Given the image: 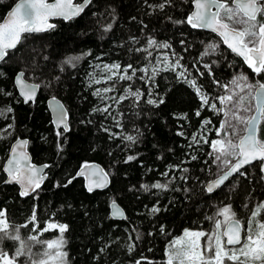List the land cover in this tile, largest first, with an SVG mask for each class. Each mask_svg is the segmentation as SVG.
<instances>
[{"label":"trees","instance_id":"trees-1","mask_svg":"<svg viewBox=\"0 0 264 264\" xmlns=\"http://www.w3.org/2000/svg\"><path fill=\"white\" fill-rule=\"evenodd\" d=\"M17 1L0 0V22ZM193 2L91 0L80 17L55 21L48 32L23 36L0 64V131L10 127L11 132L0 139L3 162L12 143L26 138L34 162L49 166L44 185L30 197H22L19 188L6 184L0 173V210L9 232L26 244L16 264L41 259L47 264H167L168 246L186 230L210 232L208 218H220L224 207L247 225L264 202L259 163L208 193L206 184L216 173L210 157L215 135L212 131L204 143L199 134L205 121L218 129L220 119L210 117L194 88L174 71L150 77L147 87L138 77L127 83L143 97L119 103L111 117L90 86L92 67L99 62L134 69L148 66L146 55L154 50H144L149 40L170 46L186 66L194 67V80L208 97L219 96L223 85L240 72L264 83L263 72L254 74L219 38L187 23H175L186 21ZM212 40L218 41L219 49L206 55L205 45ZM75 57L79 59L66 63ZM21 71L28 80L42 83L34 103L26 104L19 97L15 78ZM52 95L68 108V132L57 131L52 124L47 108ZM150 99L155 103H148ZM261 131L264 140V124ZM88 162L109 172L106 191L89 192L84 180L76 177ZM156 183L166 188L152 187ZM114 202L124 208L126 219L111 217ZM51 221L67 226L62 235L58 229L44 231ZM60 240L62 244L55 243ZM47 242H53V248ZM19 243L4 237L0 248L11 256ZM46 251L52 255L44 257Z\"/></svg>","mask_w":264,"mask_h":264},{"label":"snow or ice","instance_id":"snow-or-ice-1","mask_svg":"<svg viewBox=\"0 0 264 264\" xmlns=\"http://www.w3.org/2000/svg\"><path fill=\"white\" fill-rule=\"evenodd\" d=\"M89 2L90 0H85L83 4L74 6L72 0H53L52 3H49L48 0H21L20 3L16 4L15 9L9 14L7 20L0 23V61L5 60L10 49H15L21 43L24 34L51 29L55 25L48 23L49 18L62 17L68 19L82 12ZM231 2H234L235 8L230 6ZM194 5L195 11L187 17L186 21H175V23H187L193 28H207L213 32H217L229 48L243 56L245 62L254 73L260 74L264 72V22L258 21V16L264 14V0H194ZM164 6V4L159 5L161 9ZM213 8H215V11H213ZM221 11L227 12L226 20L244 25L250 24V27L242 29L230 27L228 23L221 19ZM246 37H252L253 39L248 40L246 43ZM233 41H236L239 47ZM250 44L251 47H249ZM148 45L168 47L166 44L156 45L155 40H149ZM144 50L146 51V49ZM73 59L79 58H70L66 63H71ZM105 67L110 72L113 69L117 70V72L120 70V65L118 64ZM128 69H132V65H128L123 70L124 75L120 76V79H132V76L128 75ZM135 71V69H132L133 75ZM142 71L147 72V69H143ZM23 75V73L19 74L17 83L23 89V95L26 99H31L39 85H26ZM238 80H247V77L241 76ZM191 84L195 87V81H191ZM258 88L260 91L256 95L259 98L261 92L264 91V83H260ZM102 91L110 92L112 89L105 88ZM196 91L199 95L200 89L197 88ZM97 94H99V91ZM128 95L138 97L140 94L138 92H129ZM125 98L127 97H121V99ZM200 99L204 105L209 104L207 97L200 95ZM232 99L231 95L219 97L222 105L225 102H231ZM148 103H155V101L148 100ZM210 107L216 109L215 104H211ZM107 110V108L103 109L105 112ZM257 110L260 113V118H264V107L259 104V100ZM197 115H199V112H197ZM235 118L238 120L243 119L238 115ZM257 119L258 117H252L247 121L250 135L241 138L238 143H233L230 139L214 140L211 142L214 152H220L221 155H230L238 159V163L232 168L233 172L238 171L244 164L251 163L253 160L259 159L264 161V142L259 141L255 135V123ZM204 123L207 124L210 121H205ZM223 128L224 125H221V129L217 130L218 135ZM127 139L134 141L135 138L128 136ZM24 143L18 144L17 148H23ZM217 145H221V148L218 149ZM17 156L16 150L13 149L12 158L8 161L9 167L5 169L9 176L13 178L18 176L21 171L18 167L20 161ZM216 158L219 160L220 156L218 155ZM129 159H133V157H129ZM224 163L227 164L228 161L225 160ZM262 170H264V165H262ZM29 171H35V169L29 168ZM228 175L229 173H225L218 180L214 181L208 186L207 191H213L215 187L227 179ZM40 179H43V177H40ZM28 183L39 187V181L33 178H30ZM152 187L161 189L166 188V185L156 183ZM26 194L27 185H25V191L21 195ZM152 211L156 212L158 209L153 208ZM262 212H264V204L257 206L256 210L251 214L247 225H244L241 220L236 218V213L230 207H224L218 213V215L224 217L223 221L215 220L214 217L208 218L213 220L214 223V228L211 232L185 231L184 238L186 239L184 241L179 239L174 241L173 246L182 245V249L172 252V246H170L167 264H173L174 260H178L179 264H226V261L227 264H264V219H258ZM4 216L5 213L0 210V240L8 237L20 241V243L11 256L3 248H0V264H16V258L25 254L26 244L18 234L9 232V226L6 220L2 218ZM32 220H36L35 213L32 216ZM222 224L224 228L221 231ZM57 227L61 235L67 228L66 225L50 223L44 231ZM202 238H206L203 240V243H201ZM30 239L36 240L38 243L40 242L36 236L30 237ZM55 243L62 244L63 241L60 240ZM47 247L49 249L53 248V242H47ZM51 255L52 253L47 251L43 253L44 257H50ZM56 255H66V253L61 254L57 252ZM34 264H47V262L41 259L35 261Z\"/></svg>","mask_w":264,"mask_h":264},{"label":"rangeland","instance_id":"rangeland-1","mask_svg":"<svg viewBox=\"0 0 264 264\" xmlns=\"http://www.w3.org/2000/svg\"><path fill=\"white\" fill-rule=\"evenodd\" d=\"M233 8H235V5L232 3L230 4ZM226 11H221V19L224 20L226 23L230 25V27H234L236 29H242L244 27H250L249 25H244L240 23H234L233 21L226 20L227 16ZM259 17L264 19V14L259 15ZM258 17V18H259ZM264 22V20L262 21ZM252 37H246L245 42L247 43L248 40H252ZM157 45V44H156ZM165 45V44H164ZM251 47V44L249 45ZM152 50L148 55H146V59H148V66L144 68L135 69V74L133 75L132 69H128V75L132 76V79H120V76L124 75V69L127 67L120 66V70L117 72V70L113 69L111 72L106 69L105 66H111L116 65L114 64H106L103 62H99L92 67V72L90 74L89 83L90 86L94 89L95 96L99 99V102L101 103L102 110L104 108H107L106 111L108 113V116L111 117L109 114L112 113L117 105L124 100H130V98L140 100L143 97L142 91H136L134 89H131L128 87L127 83H133L132 81L136 79V77L139 78V81L145 83V86H149L150 77H155L157 74H159L161 71L171 70L174 71L181 79L186 81L194 90L196 91L197 88L200 89V87L195 82V87L192 86L191 81L194 80V67L192 69L189 68V65L186 66L183 63V59L178 56L177 53L174 52L170 46L168 47H158V46H149L148 50ZM219 49V43L217 40H212L207 42L204 48V52L206 55L216 53ZM119 65V64H118ZM206 69H209V66L206 64H203ZM143 69H147V72L142 71ZM183 73V75H181ZM264 74V72H263ZM245 76L247 77V80H238L239 77ZM111 77V79H109ZM99 81V83H97ZM128 81V82H127ZM40 84V83H39ZM42 85V83L40 84ZM251 85V87H249ZM259 85V82H256L255 80H252L248 74L244 72H240L233 76V79H231L228 83L223 85L222 89L220 90V94L217 97H208L207 94L204 93L202 89H200V94L198 97L200 98V95H203L207 97L209 104L204 105L207 112L211 115L210 117H218L220 119V126L218 129H214L212 127H209L208 124H204V127L202 128L199 138L206 143L205 141H208V138L212 134V131L214 132L215 138L212 140H227L230 139L233 143H238L239 140L245 135L247 131V126L249 121L256 109L255 106V91ZM242 86V87H241ZM105 88H111L112 91L110 92H103L102 90ZM99 91V94L97 92ZM129 92H138L140 95L138 97L128 95ZM197 93V91H196ZM150 95V94H149ZM231 95L233 97L231 102H225V104H221L219 97L220 96H227ZM121 97H127L125 99H121ZM115 98V99H114ZM151 100V99H150ZM201 100V99H200ZM202 102V101H201ZM211 104L216 105V109H212L210 107ZM242 117V120H238L235 117L236 116ZM264 124V118H262L260 127H259V137L258 140L261 142H264L263 138L261 137L262 131L261 126ZM221 125H224L223 130L219 132V135L217 134V130L221 129ZM9 129V130H8ZM10 127L5 128L3 131H0V139L8 138L10 137ZM211 145V144H210ZM211 147V146H210ZM217 148L220 149L221 145H217ZM220 156V159L218 160L216 157ZM210 157L213 159V164L215 167V177L220 176L224 172H226L237 160V158H234L233 156H225L221 155L220 152H214L211 147V153ZM227 160L228 163L225 164L224 161ZM3 165V157L0 154V173L2 170ZM264 204V202L262 203ZM217 220L223 221L224 217L220 216ZM5 219L4 217H2ZM258 219H264V212L261 213V216L258 217ZM7 222V221H6ZM56 224V225H63L58 222H48V224ZM8 224V223H7ZM46 225V227H47ZM224 225L222 224L221 231L223 230ZM58 229L59 228H52L49 230ZM186 231H194V230H186ZM206 232V231H204ZM185 233V232H184ZM184 233L175 238L171 244L168 246L167 252H166V262L168 260V256L170 253V246L171 251H180L182 249V245H175L173 246V242L176 240L184 241L186 238H184ZM206 238H202L201 243H203V240ZM173 264H179L178 260H174Z\"/></svg>","mask_w":264,"mask_h":264},{"label":"water","instance_id":"water-1","mask_svg":"<svg viewBox=\"0 0 264 264\" xmlns=\"http://www.w3.org/2000/svg\"><path fill=\"white\" fill-rule=\"evenodd\" d=\"M21 0H18L13 7L9 10V12L7 13V15L5 16V18L0 22L3 23L5 20H7L9 14L15 9L16 4L20 3ZM49 3H52L53 0H48ZM85 2H79L77 0H72V4L75 5H79V4H83ZM91 0L89 3L86 4V6L84 7L83 11L80 12L79 14L72 16L68 19H64L62 17H53V18H49L48 23L56 25L55 21L58 20H63V21H70L72 19H76L78 17H80L84 11L88 8V6L90 5ZM235 5V4H234ZM193 11H195V5L193 2ZM213 11H215V8H213ZM54 28V27H53ZM52 29V28H51ZM51 29H48L46 31H39V32H32V33H26L25 35H30V34H37V33H45L50 31ZM195 29H199L208 33L213 34L214 36H216L217 38H219L222 43L224 44V46L230 50L235 56L239 57L244 63L245 65L249 68L248 64L245 62L243 56L237 54V52H234L231 48L228 47L227 44H225L223 42L222 37L217 33V32H213L211 29H207V28H195ZM233 43L239 47L238 43L236 41H233ZM20 44V43H19ZM18 44V45H19ZM17 45V47H18ZM16 47V48H17ZM15 48V49H16ZM15 49H10L9 52L14 51ZM249 55H251L249 53ZM7 57H5L6 60ZM4 60V61H5ZM4 61H0V64ZM251 71L252 69L249 68ZM253 72V71H252ZM23 73V72H20ZM19 73V74H20ZM254 73V72H253ZM19 74L17 75L16 79H15V85L19 94V97L24 101V103H34L39 95L40 89H41V85L39 83H35L32 82L30 80H28L25 75H23V80L25 81L26 85H39L38 88H36L34 96L31 99H26V97L23 95V89L20 87V85L17 83V78L19 76ZM24 74V73H23ZM256 74V73H254ZM260 91L259 88L257 87L256 91H255V112L253 114L252 117H258L256 123H255V135L256 138L258 139L259 137V127L262 121V118H260V113L257 110V103L259 100V104L264 107V91L261 92L260 97H257V92ZM47 107H48V111L51 114V119H52V123L55 126V128L57 130H65L66 132H68L71 128L70 125V114L68 112V108L66 106V104L57 96H50L47 100ZM249 124L247 126V131L245 133V136L250 135L249 131ZM242 137V138H243ZM21 142H25L24 143V147L23 148H17V145L20 144ZM30 146V141L29 139L26 138H19L17 140H15L9 150V155L7 160L4 163L3 166V173L6 176V184L8 185H14L17 186L19 188V193L21 195L22 192L25 191V185H27V194L26 195H21L22 197H30L33 196L34 194H36L37 190L39 189V187H42L45 183V181L47 180V170H48V165L47 164H36L33 160L32 154L30 152L29 149ZM15 149L18 156L17 158L19 159L20 163L18 165V167L21 169V171L19 172L18 176H16L15 178H13L12 176H9L8 172L5 171L6 168L9 167L8 165V161L12 158V150ZM238 163V159L234 162V164L223 174H221L218 177H215L214 179L210 180L207 185H206V190L208 188L209 185H211L214 181L218 180L220 177H222L225 173H229L227 179H225L223 181V183L219 184L217 187H215L213 189V191L209 192L210 194L216 192L217 190H219L220 188L224 187L227 182L234 176L243 173V171H245L246 168L259 163L260 164V168H261V172L264 176V170H262V165H264V161H261L259 159L253 160L251 163H247L244 164L242 167L239 168L238 171L233 172L232 168L234 165H236ZM47 166V167H45ZM29 168H34L35 171H29ZM40 177H43V179H40ZM76 177L78 178H82L84 180V184L85 187L87 189V191L89 192H96V191H106L111 184V176L110 174L102 167V165H100L99 163L96 162H88L83 164ZM33 178L35 180L39 181V187H35L34 184H30L28 183L29 179ZM111 209V217L115 220H124L126 219V212L124 210V208L117 202H114L111 204L110 206Z\"/></svg>","mask_w":264,"mask_h":264},{"label":"flooded vegetation","instance_id":"flooded-vegetation-1","mask_svg":"<svg viewBox=\"0 0 264 264\" xmlns=\"http://www.w3.org/2000/svg\"><path fill=\"white\" fill-rule=\"evenodd\" d=\"M78 1V0H77ZM234 4V2H231L230 4ZM259 17V16H258ZM264 20V19H263ZM262 20V18L261 17H259L258 18V21H263ZM205 32V31H204ZM208 33V32H207ZM211 34V33H210ZM213 35V34H212ZM58 97V96H57ZM48 100V99H47ZM48 108V107H47ZM49 112V111H48ZM69 112V111H68ZM49 114H50V112H49ZM70 114V113H69ZM50 117H51V114H50ZM52 120V119H51ZM53 124V123H52ZM54 126V125H53ZM55 127V126H54ZM57 130V129H56ZM57 131H65V130H57ZM10 150V149H9ZM8 155H9V152H8ZM8 155H7V157H6V159L8 158ZM6 161V160H5ZM5 161L3 162V165H4V163H5ZM37 164V163H36ZM3 165H2V170H3ZM1 170V172L3 173V171ZM78 173V172H77ZM109 173V172H108ZM4 174V173H3ZM5 175V174H4ZM77 175V174H76ZM6 177V176H5ZM6 181V180H5ZM110 214H111V209H110ZM210 230L212 231L213 230V220H212V225H211V228H210ZM195 231V230H194ZM210 231V232H211Z\"/></svg>","mask_w":264,"mask_h":264},{"label":"bare ground","instance_id":"bare-ground-1","mask_svg":"<svg viewBox=\"0 0 264 264\" xmlns=\"http://www.w3.org/2000/svg\"><path fill=\"white\" fill-rule=\"evenodd\" d=\"M21 72H22V71H21ZM19 73H20V72H19ZM19 73H18V74H19ZM23 73H24V72H23ZM18 74H17V75H18ZM24 75H25V74H24ZM16 77H17V76H16ZM15 79H16V78H15ZM16 89H17V88H16ZM6 160H7V159H6ZM3 166H4V165H3ZM2 171H3V170H2ZM209 181H210V180H209ZM209 181H208V182H209ZM208 182H207V183H208ZM5 183H6V181H5ZM206 185H207V184H206Z\"/></svg>","mask_w":264,"mask_h":264}]
</instances>
